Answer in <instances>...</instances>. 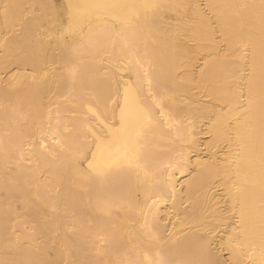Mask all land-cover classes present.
Masks as SVG:
<instances>
[{
	"label": "bare ground",
	"instance_id": "6f19581e",
	"mask_svg": "<svg viewBox=\"0 0 264 264\" xmlns=\"http://www.w3.org/2000/svg\"><path fill=\"white\" fill-rule=\"evenodd\" d=\"M21 1L0 264H264V0Z\"/></svg>",
	"mask_w": 264,
	"mask_h": 264
},
{
	"label": "rangeland",
	"instance_id": "374dc122",
	"mask_svg": "<svg viewBox=\"0 0 264 264\" xmlns=\"http://www.w3.org/2000/svg\"><path fill=\"white\" fill-rule=\"evenodd\" d=\"M22 1H23V0H22ZM22 1L20 2V6H21V8H20V6H18V7H19L20 9H22L24 12L21 11L20 9H19L20 11L17 9V12L19 11V12H18V13H19L18 15H20V13H22V15H20V17H22V16L24 15L25 12L29 11V9L24 10V7H26V6H30V5H28V4H27V5H26V4H22V5H24V6L22 7L21 3H24V2H26L27 0H25L24 2H22ZM6 2H7V1H6ZM28 2H29V1H27L26 3H28ZM6 4H7V3H6ZM15 4H16V1H15ZM17 5H18V4H17ZM8 7H9V6H7L6 8L4 7L5 9L2 7V8L4 9V10L2 9V10H3V13H2L1 8H0V16H1L2 14H4L5 12H6L5 14L8 13V10H6V9H8ZM14 7H15V8H12V9L9 8L10 13H11V12H14L13 9L16 11V8H18L16 5H15ZM26 8H29V7H26ZM35 9H36V8H35ZM1 13H2V14H1ZM3 16H4V15H3ZM24 16H25V15H24ZM17 17H18V16H17ZM0 18H1L0 21H2V19H3V21H2L3 23H4V21H7V20L4 19L2 16H1ZM14 18H15V17H14ZM18 18H19V17H18ZM18 18H17V19H18ZM22 18H23V17H22ZM24 18H25V17H24ZM24 18H23V19H24ZM15 19H16V18H15ZM15 19H13V20H15ZM19 20L21 21L22 19L19 18L18 21L15 20L14 23L17 22V23L19 24V23H20ZM14 23H13L12 28L16 25V24L14 25ZM5 24H6V23H5ZM3 26H4V25H3ZM3 28L6 29L5 31H7V32H8L9 30H11V29L7 30V29L9 28V27H7V26H5V27H3ZM9 34H10V32H9ZM6 36L8 37V34H7ZM105 55H106V56H105ZM108 56H109V55H108L107 53L103 54V58H104V59L107 58ZM2 65H3V64H2ZM5 65H6V68L9 67V70H11V69L14 67V68H13L14 71L6 70V68H3V66H5ZM5 65H3L2 68H1V66H0V71H2V72H0V75H1V76H0V83H1V80L3 79L4 81L2 80V83L5 82L4 84L6 85L8 82H11L12 80H14V75H15V76L18 75L17 73L19 72V71H18L19 69H18L16 66H12V65H9V66H8L7 64H5ZM56 65H57L56 68H57V71H58V72L61 71V69L64 71V68H63L64 66H63L62 68H61V67L58 68L59 66H62V64H56ZM58 65H59V66H58ZM106 65H108V63H107ZM10 66H12V67H10ZM99 66H100V64H99ZM110 66H111V65H108V67H110ZM53 67L55 68V65H54ZM10 68H11V69H10ZM15 68H17V69H16L17 71L15 70ZM56 68H55V69H56ZM2 69H4V71H3ZM59 69H60V70H59ZM65 70H66V68H65ZM103 70H104V69H103ZM11 72H12V73H11ZM101 72H102V71H101ZM9 73H10V74H9ZM20 73H21V70H20ZM20 73H19V74H20ZM25 73H30V71H27V72L25 71ZM103 73H106V71H105V72L103 71ZM8 74H9V75H8ZM3 75H4V76H3ZM6 76H8V78H7L8 80L6 79ZM1 77H2V79H1ZM6 82H7V83H6ZM2 83H1V84H2ZM4 84H3V85H4ZM203 138H204V139H203ZM202 140H206L205 137L202 136ZM201 150H203V147H201ZM201 153L204 154L205 152H204V151H201ZM216 192H217V195H219V196L221 195L220 190H216ZM220 198H221V197H220ZM214 234H215V236H218V235L220 236V235H221V234H219L217 231H216ZM220 255L223 257V260L226 261V264H228L226 253H224V252H220Z\"/></svg>",
	"mask_w": 264,
	"mask_h": 264
}]
</instances>
